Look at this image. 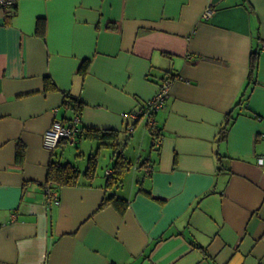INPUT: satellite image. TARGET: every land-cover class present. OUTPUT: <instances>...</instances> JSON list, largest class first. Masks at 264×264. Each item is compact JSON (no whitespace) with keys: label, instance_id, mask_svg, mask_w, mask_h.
I'll use <instances>...</instances> for the list:
<instances>
[{"label":"crops","instance_id":"1","mask_svg":"<svg viewBox=\"0 0 264 264\" xmlns=\"http://www.w3.org/2000/svg\"><path fill=\"white\" fill-rule=\"evenodd\" d=\"M15 1L0 0V264H264V0ZM165 82L153 136L132 115ZM65 93L86 105L80 127L127 145L144 124L155 141L117 190L124 215L101 207L112 164L49 201L50 161L86 169L99 146L45 149L47 129L76 118ZM77 144L73 162L63 151Z\"/></svg>","mask_w":264,"mask_h":264},{"label":"trees","instance_id":"2","mask_svg":"<svg viewBox=\"0 0 264 264\" xmlns=\"http://www.w3.org/2000/svg\"><path fill=\"white\" fill-rule=\"evenodd\" d=\"M15 7V6H14ZM44 24L40 20H38L37 30H43ZM257 55L258 53H254L251 56V70L252 75H254L257 64ZM90 61L86 59L80 65L79 73L82 76H86L89 70ZM174 79V76L169 78V80ZM45 86L44 92L57 91V87L55 82L51 80L48 76L44 78ZM65 97L68 98V101H65V105H69L70 108L74 111L75 116L81 114V111L85 108V104L80 102L78 99L70 96L65 93ZM139 122V121H137ZM136 122V123H137ZM231 121H229V116L226 119L227 126ZM135 123V124H136ZM227 126L221 129L222 137L221 139H225L227 136L228 128ZM80 132L77 135L78 138H82L84 140H92L98 143V148L95 153L89 155L87 161V167L84 171H81L80 167L75 165L70 161H62L57 159V157L50 161L48 164V172H47V180L42 185L44 189L59 191L61 188L68 187H80V185L91 187L92 182L98 177V169H99V158L101 154V150L104 148H108L113 151V166L111 168V173L108 174L106 183L104 188H106V195L104 196V201L101 205L102 208L105 206H111L113 209L119 212L120 215H124L129 208L130 199L124 198L121 196L117 190L119 188H123L124 177H126L127 172L131 169L134 162H131L130 158L125 155V143L121 141L120 132L116 130H98L94 128L80 127ZM151 132L153 136H155V132L158 131L157 127H151ZM67 145L68 143H62V145ZM155 145V141L153 146ZM62 148V147H61ZM25 148L23 144H19L16 152V163L23 164L25 158ZM142 167H145L146 163H141ZM223 162L221 160V166ZM223 168V167H221ZM84 181V182H82Z\"/></svg>","mask_w":264,"mask_h":264},{"label":"built area","instance_id":"3","mask_svg":"<svg viewBox=\"0 0 264 264\" xmlns=\"http://www.w3.org/2000/svg\"><path fill=\"white\" fill-rule=\"evenodd\" d=\"M16 1L15 0H1V5L3 8H10L11 6L15 5ZM205 17H209L212 15L210 11H207L205 13ZM169 92H170V83L165 82L160 86V90L157 94V96L150 100L148 102L145 111L143 112V117L146 120V123L148 125L153 124V115L156 111L160 110L161 108L164 107L167 98L169 97ZM135 119L137 118L134 117ZM79 118L76 116L74 120L71 122H61V121H56L52 124V126L47 129L43 136V145L45 149H47L50 152H53L56 148L59 147L61 142L63 141H68L71 143L75 142V138L77 134L79 133ZM260 164L263 169L264 173V156L261 157L260 159ZM109 174V173H108ZM49 201L50 202H55L59 204L58 200V193L57 191H49Z\"/></svg>","mask_w":264,"mask_h":264},{"label":"rangeland","instance_id":"4","mask_svg":"<svg viewBox=\"0 0 264 264\" xmlns=\"http://www.w3.org/2000/svg\"><path fill=\"white\" fill-rule=\"evenodd\" d=\"M145 121V120H144ZM144 121H142L144 123ZM146 125L140 124V126L137 127L136 131L130 135H123L122 138L125 140V138H128V143L125 148V155H127L131 162H134V164L138 165V163L144 162L145 159L149 158L151 152L155 151L156 149L152 147L153 143V137H151L150 133L146 132ZM129 135V136H128ZM152 147V148H151ZM80 144H77L76 147L72 146H66V149H64L63 152L67 154L68 160H72L73 162H77L78 160H82V156L79 155ZM101 156L99 159V169H98V176L104 177V171L108 167H111V164L113 165V160L110 161V158L113 157V151H111L108 148H103L101 151ZM75 153H78V157L75 158ZM87 157V158H86ZM89 156H85V162L87 164ZM139 158V160H138ZM82 165V162H80ZM88 165V164H87ZM81 169H84L83 166H81ZM85 170V169H84ZM82 170V171H84ZM133 170L129 171L130 175L128 178H131V176L135 175L132 173ZM128 175V173H127ZM129 180V179H128ZM126 183V182H125Z\"/></svg>","mask_w":264,"mask_h":264},{"label":"bare ground","instance_id":"5","mask_svg":"<svg viewBox=\"0 0 264 264\" xmlns=\"http://www.w3.org/2000/svg\"><path fill=\"white\" fill-rule=\"evenodd\" d=\"M161 86V85H160ZM160 88V87H159ZM160 90V89H159ZM147 106V105H146ZM146 106H145V108L143 109V111H141V112H136L135 114H133L132 115V117H133V120L135 121V122H137V121H142V120H145L144 119V117H143V112L145 111V109H146ZM136 115H137V118L135 119L134 117H136ZM78 118H80V116L79 115H76ZM75 116V117H76ZM74 120V119H73ZM72 121V120H71ZM70 120L69 121H67V122H71ZM64 122H66V121H64ZM145 123H146V120H145ZM146 125H148L147 123H146ZM150 126V128L151 127H154L155 125H148V127ZM79 128H80V126H79ZM80 132V131H79ZM79 134V133H78ZM77 134V135H78ZM44 136V135H43ZM76 139H77V136H76V138H75V142H76ZM42 142H43V139H42ZM75 142L74 143H71V142H68V141H66V143H68V144H75ZM62 143L63 142H61V144L59 145V147H62V146H65L64 144L62 145ZM64 143H65V141H64ZM67 144V145H68ZM58 147V148H59ZM57 149V148H56ZM263 157V156H262ZM146 172H148V171H150L151 170V167L149 166V167H147L146 169ZM111 173V170H110V172H109V174ZM49 190V189H48ZM50 191V190H49ZM51 191H54V190H51ZM56 192V191H55Z\"/></svg>","mask_w":264,"mask_h":264}]
</instances>
